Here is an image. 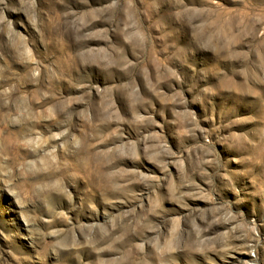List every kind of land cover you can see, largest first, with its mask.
I'll use <instances>...</instances> for the list:
<instances>
[{
	"label": "rangeland",
	"instance_id": "rangeland-1",
	"mask_svg": "<svg viewBox=\"0 0 264 264\" xmlns=\"http://www.w3.org/2000/svg\"><path fill=\"white\" fill-rule=\"evenodd\" d=\"M0 264H264V0H0Z\"/></svg>",
	"mask_w": 264,
	"mask_h": 264
}]
</instances>
